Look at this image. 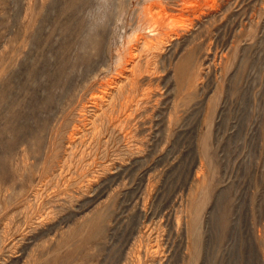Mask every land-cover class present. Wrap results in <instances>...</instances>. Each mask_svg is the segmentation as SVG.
I'll return each mask as SVG.
<instances>
[{
  "label": "rangeland",
  "instance_id": "rangeland-1",
  "mask_svg": "<svg viewBox=\"0 0 264 264\" xmlns=\"http://www.w3.org/2000/svg\"><path fill=\"white\" fill-rule=\"evenodd\" d=\"M0 264H264V0H0Z\"/></svg>",
  "mask_w": 264,
  "mask_h": 264
},
{
  "label": "bare ground",
  "instance_id": "bare-ground-1",
  "mask_svg": "<svg viewBox=\"0 0 264 264\" xmlns=\"http://www.w3.org/2000/svg\"><path fill=\"white\" fill-rule=\"evenodd\" d=\"M159 7V5H158ZM149 10H151V6L148 7ZM148 10V12H149ZM151 13V12H149ZM137 37V36H136ZM139 37V36H138ZM137 37V38H138ZM140 41V40H139ZM153 41V40H152ZM151 40H148V41H145V46L150 49V48H154L155 47V43L152 42ZM160 42V41H159ZM157 46V45H156ZM129 49V48H128ZM151 50V49H150ZM131 51H130V57L132 56L131 55ZM133 54V53H132ZM134 55V54H133ZM133 61V60H132ZM132 66H134V62L132 63ZM137 68V67H136ZM134 76V75H133ZM117 77V76H116ZM125 77V76H124ZM129 78V77H128ZM129 81V83H128ZM133 86H134V82L131 80V79H128L127 82L125 83H119V84H115V88H114V91L113 93L110 94V99L112 98V96L114 97H118V98H123L121 99L123 102V104L126 103L127 101V98L129 97V94H130V91L133 89ZM108 100V99H107ZM113 103V102H112ZM121 103V104H122ZM101 106V105H100ZM112 106V105H111ZM123 106V105H122ZM118 111V110H117ZM115 116V115H114ZM94 130V129H93Z\"/></svg>",
  "mask_w": 264,
  "mask_h": 264
}]
</instances>
